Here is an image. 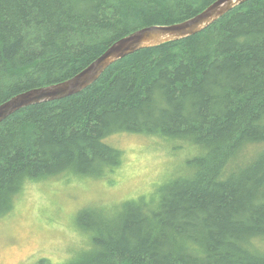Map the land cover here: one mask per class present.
<instances>
[{
	"label": "trees",
	"instance_id": "obj_1",
	"mask_svg": "<svg viewBox=\"0 0 264 264\" xmlns=\"http://www.w3.org/2000/svg\"><path fill=\"white\" fill-rule=\"evenodd\" d=\"M214 1L0 0V104L73 77L140 28L184 21ZM121 132L196 152L159 199L126 201L112 217L83 211L94 247L74 264H264V0L2 121L0 217L27 182L115 168L122 151L105 139Z\"/></svg>",
	"mask_w": 264,
	"mask_h": 264
},
{
	"label": "rangeland",
	"instance_id": "obj_2",
	"mask_svg": "<svg viewBox=\"0 0 264 264\" xmlns=\"http://www.w3.org/2000/svg\"><path fill=\"white\" fill-rule=\"evenodd\" d=\"M105 142L120 149L122 159L103 176L66 173L24 185L0 217V264H74L94 247L78 221L83 211L112 217L126 201L159 199L196 152L139 133H117Z\"/></svg>",
	"mask_w": 264,
	"mask_h": 264
},
{
	"label": "water",
	"instance_id": "obj_3",
	"mask_svg": "<svg viewBox=\"0 0 264 264\" xmlns=\"http://www.w3.org/2000/svg\"><path fill=\"white\" fill-rule=\"evenodd\" d=\"M247 0H216L195 16L168 25L140 28L115 41L98 58L73 77L14 95L0 104V123L24 107L63 99L96 82L116 61L142 49L193 36Z\"/></svg>",
	"mask_w": 264,
	"mask_h": 264
}]
</instances>
